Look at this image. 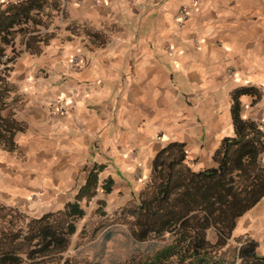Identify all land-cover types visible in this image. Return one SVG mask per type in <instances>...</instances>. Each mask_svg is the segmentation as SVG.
Wrapping results in <instances>:
<instances>
[{"label": "crops", "instance_id": "obj_1", "mask_svg": "<svg viewBox=\"0 0 264 264\" xmlns=\"http://www.w3.org/2000/svg\"><path fill=\"white\" fill-rule=\"evenodd\" d=\"M28 1L0 0V11ZM40 15L46 26L34 33H51L48 44L26 50L27 36L15 39L22 52L2 115L22 130L13 150L0 148V202L34 215L62 209L94 164L104 165L96 191L108 177L130 187L170 141L185 144L194 171L215 166L234 134L237 88H249L241 116L264 130V0H45ZM255 206L220 253L248 238L264 255V207Z\"/></svg>", "mask_w": 264, "mask_h": 264}, {"label": "trees", "instance_id": "obj_2", "mask_svg": "<svg viewBox=\"0 0 264 264\" xmlns=\"http://www.w3.org/2000/svg\"><path fill=\"white\" fill-rule=\"evenodd\" d=\"M45 0H29L0 11V148L13 150L14 135L22 130L19 122L2 111L9 105L15 86L9 80L13 64L22 52L17 36L30 42L48 44L51 33H37L45 25L40 13ZM53 7L57 4L52 3ZM231 93L230 107L234 134L224 137L214 151L215 166L194 171L186 163L185 144L170 141L154 155L151 171L133 203L123 207L135 241H154L128 259L114 264H264L257 242L245 238L230 256L220 249L231 237L236 221L264 196V130L254 120L241 116V93ZM104 165L94 164L85 183L62 209L29 216L18 207L0 205V264H99L66 257L77 220L85 215L82 201L96 195L98 174ZM85 169V168H84ZM112 179L102 189L111 192ZM216 232L214 242L208 231ZM111 232H108L109 237Z\"/></svg>", "mask_w": 264, "mask_h": 264}, {"label": "rangeland", "instance_id": "obj_3", "mask_svg": "<svg viewBox=\"0 0 264 264\" xmlns=\"http://www.w3.org/2000/svg\"><path fill=\"white\" fill-rule=\"evenodd\" d=\"M144 172L136 177L135 185L115 186L112 184L111 192L105 193L101 188L89 201L83 200L82 206L85 210L83 218L77 220V231L71 237L66 257H73L78 261H96L99 264H114L128 259L131 255L143 251L148 244L154 241H135L129 230L128 220L121 217L120 210L133 203L143 186ZM141 179V180H139ZM106 179L102 182H104ZM6 207H18L10 203L0 202ZM264 200L253 209L254 214L263 210ZM29 216H35L28 209L18 207ZM108 232L111 235L108 236ZM209 238L214 239L215 233L210 232ZM229 241L227 240L226 243Z\"/></svg>", "mask_w": 264, "mask_h": 264}, {"label": "built area", "instance_id": "obj_4", "mask_svg": "<svg viewBox=\"0 0 264 264\" xmlns=\"http://www.w3.org/2000/svg\"><path fill=\"white\" fill-rule=\"evenodd\" d=\"M195 3H197V1H196ZM187 16H188V12H187V10H185L184 8L179 9V11H178V18H179L180 20H184V19H186ZM74 61L76 62L77 59L75 58Z\"/></svg>", "mask_w": 264, "mask_h": 264}]
</instances>
